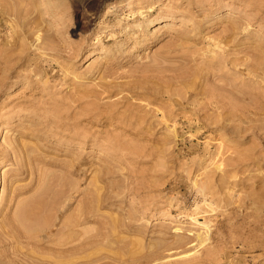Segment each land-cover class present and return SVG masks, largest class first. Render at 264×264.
Returning <instances> with one entry per match:
<instances>
[{"label":"rangeland","instance_id":"obj_1","mask_svg":"<svg viewBox=\"0 0 264 264\" xmlns=\"http://www.w3.org/2000/svg\"><path fill=\"white\" fill-rule=\"evenodd\" d=\"M31 198L81 264H264V0H0V264Z\"/></svg>","mask_w":264,"mask_h":264},{"label":"bare ground","instance_id":"obj_2","mask_svg":"<svg viewBox=\"0 0 264 264\" xmlns=\"http://www.w3.org/2000/svg\"><path fill=\"white\" fill-rule=\"evenodd\" d=\"M54 177L55 176H53V178ZM54 182L55 181H53V183ZM45 189H48V188H45ZM16 190L14 191L15 193H16ZM45 191H47V190H45ZM44 196L42 195L38 199H41V197L45 198ZM57 196H58V194L56 195V197ZM12 200H11V202H12ZM25 200H27V199H25ZM30 200H29V203L26 201L27 202L26 205L23 204L21 206L22 208L17 212V214L15 216L4 217L2 220V228H3L4 237H5V239L8 237L7 241L10 242V245H9L10 248L9 247L8 248L10 250H11V248H13L12 249L13 253L18 254L19 256H23L25 259L27 258V261L29 264H81V261L79 259V257H80L79 254L83 250L87 249L90 244H93L94 239H93V236L86 237L85 240H83V241L80 239L82 236L84 237L86 235L79 234V230L77 229L78 225H79L78 220H77L78 217H77V219L67 220L66 222H64V224H62L63 226L61 229L58 228L59 230L56 229L57 231L56 230L54 231V226L57 223L56 217H54V216L50 217V214L48 215L49 218L48 217L47 218L42 217L44 215V214H42L43 210L46 209V207H47L46 203L44 202L45 200L42 199V201H37V199H32V198ZM15 201H14V203H15ZM57 201H58V199H57ZM55 204L57 206V202ZM69 204L70 203H67L68 207H69ZM6 205L8 206V208L11 207V204H6ZM53 207H54V204H53ZM54 208H56V207H54ZM58 208H61V207H58ZM51 210H52V208H51ZM90 215H92V213ZM86 217L87 218H84V219L90 218L88 216V214H86ZM6 227H7V229H6ZM205 230H206V228H205ZM81 232H82V230H81ZM82 233H84V232H82ZM86 233H88V232H86ZM79 235L81 237H79ZM95 235H97V234H95ZM95 235H94V237H95ZM199 236H201V233ZM202 236H203V234H202ZM82 239H84V238H82ZM199 240H201L202 243H204V241H206V238H200ZM13 242L19 246L22 245V248L26 247L27 251H23V250L17 248L18 246H16ZM29 249L30 250L31 249L36 250V253L39 255H42V256H35V255L32 256V254H30L31 252L29 251ZM6 250H8V249H6ZM141 259H142V257H141ZM21 261H23V260H21ZM64 261H67V263ZM25 263H26V261H25ZM28 263H26V264H28ZM134 263H136V261Z\"/></svg>","mask_w":264,"mask_h":264}]
</instances>
